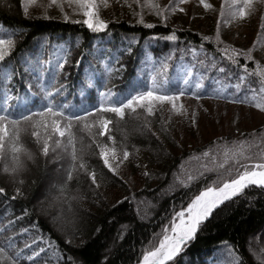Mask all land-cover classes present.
Returning a JSON list of instances; mask_svg holds the SVG:
<instances>
[{
	"label": "trees",
	"instance_id": "trees-1",
	"mask_svg": "<svg viewBox=\"0 0 264 264\" xmlns=\"http://www.w3.org/2000/svg\"><path fill=\"white\" fill-rule=\"evenodd\" d=\"M130 1L132 10L139 9L134 0ZM158 3H162L161 0ZM63 14L61 11L47 14L48 19L37 13L26 16L21 0H0V38L11 36L14 41L10 54L0 62V110L7 108L13 118L28 109L39 111L48 101L68 105L66 114H82L77 109L99 106V92L106 88L125 95L126 90H147L151 86V77L160 73L161 64L167 65L165 87L171 91L186 89L185 96L180 99H195L192 90H196L201 99L214 98L236 105L252 106L256 101L233 103V99L264 97L259 78L251 75L254 62L240 59V63H247L249 69V76L241 82L238 77L243 70L222 59L217 51L222 45L201 40L203 35H215L211 29L194 23L177 26L170 18L164 26L157 16L151 18L145 13V22L156 27L146 28L136 23L137 17L132 19L123 14L111 19L106 32L92 33L82 24L64 21ZM68 15L70 20H81ZM173 26L177 29L178 39L166 40ZM221 38L235 48H248L238 41ZM189 45L195 47V54ZM128 47H131V53L127 51ZM253 55L264 65V55L257 50ZM63 56L67 57V62L53 84L52 71L56 60ZM213 60L226 71L220 73L217 68L209 67ZM105 66L119 71L109 74ZM187 68H191L193 75L185 85L182 76ZM89 80L91 86L86 87ZM197 82L203 84L198 90L195 89ZM61 85H66L61 94L45 95V88L51 92V87ZM217 92L221 93L219 98L215 95ZM107 117L112 120L109 127L117 145L125 143L134 159L142 158L137 161L144 163L150 176L142 174L138 187L126 177L128 171L137 169L132 167L133 163L127 164L116 176L103 167L97 155H87L89 170L96 171L100 187L92 185L83 171L74 173L73 180L68 182V196L79 194L84 197L79 202H72L76 217L73 231L65 226L68 205L63 200L53 203L59 187L65 183L70 158L59 150L56 153L50 150L46 157L38 153L29 129L21 133V143L33 153L34 162L25 159L24 170L13 176L3 173L4 161H0V187L5 189V193L0 194V240L12 236L16 247L26 255L31 254V248L25 249V243L32 248L44 247L47 243L49 247L41 253L43 259L39 264H68L69 256L74 264H138L142 252L151 250L150 245L158 244L154 239L157 234H161L162 229H170L174 212L186 207L191 197L223 173V169L205 171L203 166L215 168L223 163L225 146L231 148L233 142L245 141V154L255 156L254 162H258L259 154L264 152V127L242 136L223 134L205 144L193 145L189 134L181 137L176 131L182 128L186 133L192 132L189 128L193 123L189 118L182 114L174 118L160 105L151 114L138 108L135 113L127 111L123 118L111 113ZM136 130H140V134ZM252 133L255 135H250ZM78 135H84L85 143H90L87 133L78 132ZM100 139L106 144L112 143L104 137ZM92 151H96L94 145ZM205 151L209 152L208 157L202 155ZM229 166L225 165V168ZM199 173L203 175L193 182L187 181L188 175L197 176ZM21 180L22 184L19 183ZM16 187L21 188L22 194L14 192ZM163 190L169 194L160 198ZM125 197L129 198L127 202L117 203ZM138 200L151 201L155 207L148 222L140 220L134 212ZM24 229L27 231H22ZM263 232L264 190L249 187L243 195L215 210L195 239L167 264H231V257L222 244L224 241L236 251L243 264H260L251 240ZM38 237H42L43 242ZM69 240L71 243L67 242Z\"/></svg>",
	"mask_w": 264,
	"mask_h": 264
},
{
	"label": "snow or ice",
	"instance_id": "snow-or-ice-1",
	"mask_svg": "<svg viewBox=\"0 0 264 264\" xmlns=\"http://www.w3.org/2000/svg\"><path fill=\"white\" fill-rule=\"evenodd\" d=\"M36 2L37 0H27V3H25V0H21L26 16L28 15V5L36 4ZM188 2L189 0H168L166 5H161L158 3V0H134L139 11L133 10L132 15L137 17L136 23L152 29L156 25L146 23L144 20L145 9H147L159 18L161 24L167 26L169 17L177 12L184 13L185 8L182 5ZM68 3L78 5L83 10L84 18L82 20H70L69 15L65 13L61 17L64 21L82 24L92 33L106 32L109 28L111 21L101 18L98 10L94 8L96 0H68ZM198 3L206 10L215 11L214 6L208 0H198ZM255 3L256 0H230L228 11L233 19H243L254 11ZM53 6L63 12L64 5L59 0H48L47 5H42V7ZM128 7L131 8L132 5L129 4ZM219 15L221 17L225 16L223 8L220 10ZM43 18L48 19L50 17L45 12ZM228 22L230 23L231 21L229 20ZM220 27L221 24L218 20L215 35H203L201 36V40L222 45V47L217 49L222 59L227 61L230 66L234 65L238 69L243 70V74L238 77L241 82L246 76H249V69L247 63H240V59L243 58L246 62H254L255 67L252 69L251 75L259 78L261 84L260 90L264 93V65L259 60H256L253 55L257 44L254 42L251 47L246 49L235 48L221 38ZM259 27L261 32L264 33V15L260 18ZM176 32L177 29L173 26L170 34L165 39L176 41L178 39ZM133 39L135 38L133 37ZM131 42L129 41V43ZM13 45L14 41L11 39V36L8 39L0 38V62L5 61ZM189 47L192 49V53L195 54V47L191 45ZM261 47H264V45H261ZM200 50L204 51L203 44L200 45ZM127 51L131 53V47H128ZM66 62V56L56 60L52 71L53 84L55 83V77L63 70ZM28 63L31 66L32 62L29 61ZM199 63L203 64L204 61H199ZM120 67L122 69L123 65ZM166 67V64H161L160 73L151 77V86L147 90H126L127 95H125L124 93H114L112 90L106 88L105 91L99 92V106L93 105L90 108L77 109L82 114L74 112L66 114L65 110L69 109L68 105H57L52 101H48L39 111L34 112L30 109L21 111L15 118L9 114L7 108L0 110V161H4L3 173L15 176L24 170L25 159L34 162L33 153L24 148L21 143V133L29 129L31 130L30 135L35 138L34 143L37 145L38 153L46 157L50 150L53 153L59 150L68 156L71 161L70 168L66 172L65 183L59 187V194L53 198V203L63 200L68 205L69 215L65 217V226L74 231L76 217L72 210V202H79L84 197L79 194L68 196V182L73 180L74 173L83 171L90 178L92 185L96 188L100 187L97 181V173L94 169L89 170L91 166L87 163L85 157L87 155H97L102 161L103 167L110 174L116 176L120 175L122 166L135 162L133 153L129 152L125 143L121 142L117 145L115 138L111 135L109 125L112 124V120L107 117V114L111 113L115 117L123 118L127 111L131 110V112L135 113L138 108L146 109L151 114L155 111L157 105L163 107L165 103L170 105V110L181 112L183 105L181 104L178 107L177 102L181 97L185 96L186 89L180 88L176 91H171L165 87L167 84ZM209 67L217 68V71L220 73L226 71L224 67H219L218 62L215 60H213ZM105 68L109 74L119 71V69L107 66ZM33 71H35L34 68ZM44 71H47V69H44ZM231 74L229 72V75ZM192 75L191 68L184 70L182 79L185 85L189 84V77ZM85 86L90 87L91 81L89 80L88 85ZM65 87L66 85H61L59 88L51 87V92L45 88V95L51 96L52 93L59 95L64 91ZM201 87H203V84L197 82L195 89L198 90ZM191 95L197 101L201 99L196 90H192ZM215 95L219 98L221 93L217 92ZM253 101H256V108L264 109V97L253 96L251 98L244 97L243 99L232 100L233 103H252ZM195 115V112H193L191 117L193 124L196 122ZM118 125L119 120L116 126L118 127ZM78 132L87 133L90 143H85L84 135H78ZM106 133L108 134L107 136ZM250 135L254 136L255 134L252 133ZM101 137L112 141L111 145L104 143L100 139ZM245 144V141H237L233 142L231 148L225 146L223 150V163L215 168H209L207 165L203 166L205 171L211 172L223 169V173L217 180L212 181L200 190L198 194L191 197L186 207H182L180 211L174 212L170 229H162V233L157 234L154 239L158 240V244L154 243L150 245L151 250H144L138 264H167V262L173 261L182 252L183 248L195 239L203 224L221 205L243 195L249 187L255 186L260 190H264V152L259 154V161L254 162L256 161L255 156L245 154ZM93 145L96 151H92ZM136 151L138 152V149ZM202 155L208 157L209 152L205 151ZM130 157L133 158L130 159ZM229 164L230 166L225 168V165ZM137 166L142 167L140 165ZM142 174L146 177L150 176V173L146 170ZM202 175L203 173H199L197 176L188 175L186 179L188 182H193ZM19 183L22 184L23 181L21 180ZM14 192L18 195L22 194L20 187H16ZM2 193H5V189L0 187V194ZM128 199V197H125L121 201H117V203L127 202ZM132 199L135 198L132 197ZM169 230L171 235L169 234ZM22 231H27V229ZM37 239L43 242L42 237H38ZM67 242L71 243L70 240ZM32 244H36V241H32ZM222 244L231 257V264H243L242 259L236 255V251L227 241L222 242ZM48 247L47 243H45L44 247L37 248H32L30 244L25 243V249L31 248V254L26 255L23 250L16 247L12 236L5 237L0 240V264H21L22 261L26 262V264H39L40 260L43 259L41 253H44ZM255 255L260 264H264V248H261L259 253H255ZM67 260L68 264H74L72 257H67Z\"/></svg>",
	"mask_w": 264,
	"mask_h": 264
},
{
	"label": "rangeland",
	"instance_id": "rangeland-1",
	"mask_svg": "<svg viewBox=\"0 0 264 264\" xmlns=\"http://www.w3.org/2000/svg\"><path fill=\"white\" fill-rule=\"evenodd\" d=\"M197 1L198 0H189L187 4L182 5L185 8V12L172 14L169 20L177 26H186L192 23L201 25L206 29H211L214 33L216 30V23L219 20L221 24V36L231 39L234 42L238 41L239 44L248 48L255 42L257 44L255 50L264 55V47H261V45H264V33L261 32L259 27L260 18L264 15L263 0H256L254 11L243 19H233L231 17L228 11L230 0H208V2L214 6L215 13L211 10L204 9ZM59 2L64 5V14H71L81 20L84 18L83 10L75 3L69 4L68 0H59ZM161 2V5H166L168 0H161ZM25 3H27V0H25ZM47 4L48 0H37L36 4L28 5V13L45 14L46 12L47 14H57L61 11L55 6L42 7V5ZM129 4H131L130 0H104L101 7V0H96L94 8L98 10L101 18L108 21L123 14L126 16L130 15V18L135 19L136 17L132 15V12L133 10L139 11V9L133 8L132 10V8L128 7ZM222 8L225 11L224 17L219 15ZM145 13H149L146 16H151V18L154 17V14L150 13L147 9H145ZM151 20L154 21L156 19ZM229 20L231 21L230 23L228 22ZM177 103L178 107L181 104L183 105L181 112L170 110V105L167 103H165L162 108L169 114H172L174 118L182 114V116L189 118L191 124V117L193 112H195L196 122L193 124L192 128H189V130L192 129V132L186 133L182 128H177L178 130H176L181 137H184L185 134H189L192 137L193 141L191 143L193 145L205 144L204 142L223 134L231 137L242 136V134L254 132L256 129L258 130V128L262 129V127H264V109H258L255 105L229 104L223 100L220 101L214 98H204L199 101L194 98H182ZM140 132V130L137 131L138 134H140ZM137 159L142 158H135L132 167L136 166L137 169L130 170L128 168L130 171L126 173V177L131 184L139 187L141 186L142 171H144L145 168L143 165L144 163H139ZM137 165L142 167H138ZM126 166L127 164L122 166L121 170ZM58 171L61 170L58 168ZM58 171L55 170V174H58ZM167 194H169L167 190L161 191L160 198ZM136 203L137 206L134 212H136L140 220L148 222L154 215L155 207L151 204V201L148 200H138ZM45 211L46 209H44L43 212ZM61 226L63 227V225ZM251 243L256 247L255 253H259L264 245V232L260 237L253 238Z\"/></svg>",
	"mask_w": 264,
	"mask_h": 264
},
{
	"label": "water",
	"instance_id": "water-1",
	"mask_svg": "<svg viewBox=\"0 0 264 264\" xmlns=\"http://www.w3.org/2000/svg\"><path fill=\"white\" fill-rule=\"evenodd\" d=\"M184 249V248H183Z\"/></svg>",
	"mask_w": 264,
	"mask_h": 264
}]
</instances>
